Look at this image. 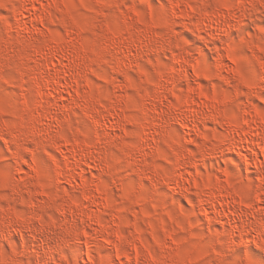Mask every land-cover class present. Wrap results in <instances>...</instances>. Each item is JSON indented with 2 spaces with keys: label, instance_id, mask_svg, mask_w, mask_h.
<instances>
[{
  "label": "clouds",
  "instance_id": "9594fccd",
  "mask_svg": "<svg viewBox=\"0 0 264 264\" xmlns=\"http://www.w3.org/2000/svg\"><path fill=\"white\" fill-rule=\"evenodd\" d=\"M0 264H264V0H0Z\"/></svg>",
  "mask_w": 264,
  "mask_h": 264
}]
</instances>
